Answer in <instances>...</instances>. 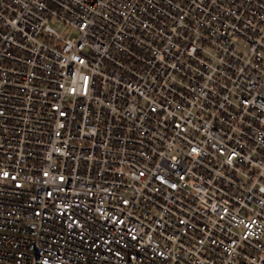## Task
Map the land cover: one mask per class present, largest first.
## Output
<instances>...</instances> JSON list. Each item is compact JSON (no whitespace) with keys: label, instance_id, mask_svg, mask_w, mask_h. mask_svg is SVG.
Here are the masks:
<instances>
[{"label":"built area","instance_id":"obj_1","mask_svg":"<svg viewBox=\"0 0 264 264\" xmlns=\"http://www.w3.org/2000/svg\"><path fill=\"white\" fill-rule=\"evenodd\" d=\"M0 264H264V0H0Z\"/></svg>","mask_w":264,"mask_h":264},{"label":"rangeland","instance_id":"obj_2","mask_svg":"<svg viewBox=\"0 0 264 264\" xmlns=\"http://www.w3.org/2000/svg\"><path fill=\"white\" fill-rule=\"evenodd\" d=\"M52 23L66 37L76 36L77 35V31L76 30H74L71 26L66 25L63 22H58V21L55 20Z\"/></svg>","mask_w":264,"mask_h":264}]
</instances>
